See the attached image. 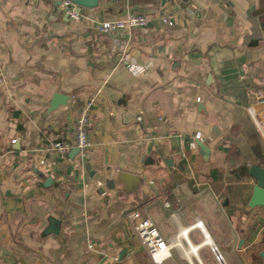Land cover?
<instances>
[{
	"label": "crops",
	"instance_id": "obj_1",
	"mask_svg": "<svg viewBox=\"0 0 264 264\" xmlns=\"http://www.w3.org/2000/svg\"><path fill=\"white\" fill-rule=\"evenodd\" d=\"M83 2L75 20L53 0H0V264H209L211 243L262 264L249 108L264 106V0ZM128 12L147 26L98 32ZM56 93L69 99L51 110ZM90 96L92 145L58 154ZM134 211L170 243L162 262Z\"/></svg>",
	"mask_w": 264,
	"mask_h": 264
},
{
	"label": "built area",
	"instance_id": "obj_2",
	"mask_svg": "<svg viewBox=\"0 0 264 264\" xmlns=\"http://www.w3.org/2000/svg\"><path fill=\"white\" fill-rule=\"evenodd\" d=\"M55 3H60L59 7L63 9L66 15L75 20H80L83 17V14L80 8L73 0H53ZM149 18L143 13H134L128 12L124 16L116 19H109L100 21L97 24V30L102 34H113L121 30H130L135 27H146L148 24ZM163 22L167 25H173L175 23L170 17H164ZM0 58H1V48H0ZM128 67L132 72H139L144 70L143 66H139L133 61H128ZM100 89L98 93H100ZM261 97L263 96L260 93ZM76 98V95L72 96ZM200 97L197 98L200 101ZM96 101L95 96H90L85 99L76 116L71 119V125L74 130V139L73 141L68 140H56L51 144V149L61 155H66L72 148L77 147L80 151H83L89 148L92 145V140L89 133V125L92 118V107ZM261 108V109H260ZM251 106L249 108L250 114L254 119L257 129L264 140V106ZM138 120H142V115L138 116ZM201 139V134L196 133L194 137L193 146H197V141ZM13 142L16 139L12 140ZM129 218L134 225V229L141 239L142 243L148 249L152 259L156 262H162L167 258L170 253L163 256L158 260L159 254L164 250L166 245H170L162 235L160 231L154 224V222L149 218L145 217L139 211H134L129 214ZM198 223H203L202 221ZM212 251L214 252L217 260L222 264V261H225L224 256L220 252L219 247L214 244L211 246ZM226 262V261H225Z\"/></svg>",
	"mask_w": 264,
	"mask_h": 264
},
{
	"label": "water",
	"instance_id": "obj_3",
	"mask_svg": "<svg viewBox=\"0 0 264 264\" xmlns=\"http://www.w3.org/2000/svg\"><path fill=\"white\" fill-rule=\"evenodd\" d=\"M78 7L79 5H86L83 0H73ZM163 3L166 2V0H162ZM184 2H189L190 0H183ZM59 6L60 3H57ZM69 96L61 93H56L54 95V98L51 102L50 109L53 110L57 108L61 104H66L68 102ZM201 146H203L202 143H199ZM80 152V149L75 147L72 149V153H78ZM250 174L257 177L258 183L255 186V191H254V196L250 202L251 205H261L264 204V167H259V166H252L250 169ZM121 179L124 177H130L133 179H137V176L134 174L126 173V172H121L120 173ZM264 257V250L261 254ZM222 264H227L225 261H222Z\"/></svg>",
	"mask_w": 264,
	"mask_h": 264
},
{
	"label": "bare ground",
	"instance_id": "obj_4",
	"mask_svg": "<svg viewBox=\"0 0 264 264\" xmlns=\"http://www.w3.org/2000/svg\"><path fill=\"white\" fill-rule=\"evenodd\" d=\"M200 222V221H199ZM197 225L199 226V227H201L203 230H205L204 228H203V223H198L197 222ZM205 234H206V232H205ZM206 236L207 237H209V235L208 234H206ZM208 242H210V241H208ZM210 246H214V243H211L210 244ZM169 249H170V246L169 245H166V247H164V250L159 254V257H158V260H160L163 256H165L166 254L168 255V253H169ZM195 251H197V249H196V247H195ZM221 252V251H220ZM192 253V252H191ZM223 255V254H222ZM225 259V258H224ZM226 261V260H225Z\"/></svg>",
	"mask_w": 264,
	"mask_h": 264
},
{
	"label": "rangeland",
	"instance_id": "obj_5",
	"mask_svg": "<svg viewBox=\"0 0 264 264\" xmlns=\"http://www.w3.org/2000/svg\"><path fill=\"white\" fill-rule=\"evenodd\" d=\"M209 251V253H208V262H209V264H221L218 260H217V258H216V256H215V254H214V252L212 251V249H211V247H210V249L208 250ZM261 260V262H262V264H263V259H260Z\"/></svg>",
	"mask_w": 264,
	"mask_h": 264
},
{
	"label": "flooded vegetation",
	"instance_id": "obj_6",
	"mask_svg": "<svg viewBox=\"0 0 264 264\" xmlns=\"http://www.w3.org/2000/svg\"><path fill=\"white\" fill-rule=\"evenodd\" d=\"M262 256V255H261ZM263 257V256H262ZM263 259H264V257H263Z\"/></svg>",
	"mask_w": 264,
	"mask_h": 264
}]
</instances>
